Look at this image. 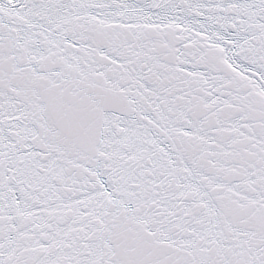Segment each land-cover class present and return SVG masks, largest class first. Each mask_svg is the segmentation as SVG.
<instances>
[{
  "label": "snow or ice",
  "instance_id": "snow-or-ice-1",
  "mask_svg": "<svg viewBox=\"0 0 264 264\" xmlns=\"http://www.w3.org/2000/svg\"><path fill=\"white\" fill-rule=\"evenodd\" d=\"M0 264H264V0H0Z\"/></svg>",
  "mask_w": 264,
  "mask_h": 264
}]
</instances>
